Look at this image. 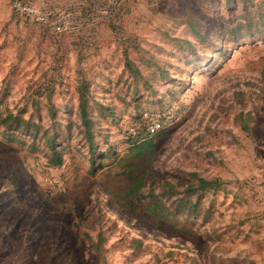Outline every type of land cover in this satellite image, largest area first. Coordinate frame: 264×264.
Wrapping results in <instances>:
<instances>
[{
    "label": "rangeland",
    "instance_id": "1",
    "mask_svg": "<svg viewBox=\"0 0 264 264\" xmlns=\"http://www.w3.org/2000/svg\"><path fill=\"white\" fill-rule=\"evenodd\" d=\"M32 2L66 29L0 0V264H264V0Z\"/></svg>",
    "mask_w": 264,
    "mask_h": 264
},
{
    "label": "trees",
    "instance_id": "2",
    "mask_svg": "<svg viewBox=\"0 0 264 264\" xmlns=\"http://www.w3.org/2000/svg\"><path fill=\"white\" fill-rule=\"evenodd\" d=\"M82 85H83V90L80 92V98H79V103H78V112H79V116L81 119V123H82L83 129H84V132H85L86 139H87L89 145H91L92 144V131H91L92 120L90 118V115L88 112V106H87V96H86L87 95V87H86L85 83H83ZM146 127H144L143 129L147 134H149L146 131ZM143 129H141V132ZM159 130L160 129H158L155 133H157ZM141 132H140V134H141ZM138 133H139V131H138ZM149 135H152V134H149ZM133 147L138 150V154L140 152L151 153L152 144H151V141L149 139V140H146L144 142H141L140 144H136ZM60 162H61V157L56 153L54 164H59ZM142 183H143V178H140V179H137V180L131 182L128 186L127 194L132 195L135 192H137L140 189V187L142 186ZM219 185H220V183L218 180H206L204 178H196L195 184H190L187 188V191L191 193V192H195L197 190L213 189V188H218Z\"/></svg>",
    "mask_w": 264,
    "mask_h": 264
},
{
    "label": "built area",
    "instance_id": "3",
    "mask_svg": "<svg viewBox=\"0 0 264 264\" xmlns=\"http://www.w3.org/2000/svg\"><path fill=\"white\" fill-rule=\"evenodd\" d=\"M12 10L20 17L35 21L40 24H51L57 32H62L66 29V25L60 20L54 21L56 11L51 8L38 7L32 0H11ZM56 16V17H57ZM60 16L58 19H63ZM161 128L160 123L153 122L146 127V131L149 134H154L158 129Z\"/></svg>",
    "mask_w": 264,
    "mask_h": 264
}]
</instances>
